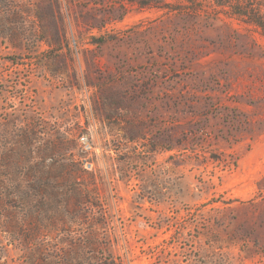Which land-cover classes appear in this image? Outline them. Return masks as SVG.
Masks as SVG:
<instances>
[{"label": "rangeland", "instance_id": "rangeland-1", "mask_svg": "<svg viewBox=\"0 0 264 264\" xmlns=\"http://www.w3.org/2000/svg\"><path fill=\"white\" fill-rule=\"evenodd\" d=\"M167 1L0 0V264H264V36Z\"/></svg>", "mask_w": 264, "mask_h": 264}, {"label": "trees", "instance_id": "trees-1", "mask_svg": "<svg viewBox=\"0 0 264 264\" xmlns=\"http://www.w3.org/2000/svg\"><path fill=\"white\" fill-rule=\"evenodd\" d=\"M131 2L138 3L141 7L149 8H173L172 4L167 0H130ZM190 5H193L194 11L201 9L202 5H199L201 0H186ZM234 2H236L234 4ZM215 7L220 9H230L231 16H236L238 18L244 19L249 24H252L260 29L262 35L264 36V10L263 6L255 4V0H212Z\"/></svg>", "mask_w": 264, "mask_h": 264}, {"label": "built area", "instance_id": "built-area-1", "mask_svg": "<svg viewBox=\"0 0 264 264\" xmlns=\"http://www.w3.org/2000/svg\"><path fill=\"white\" fill-rule=\"evenodd\" d=\"M79 140H80V144L84 150L89 151V150L93 149L87 135H85V134L81 135L79 137Z\"/></svg>", "mask_w": 264, "mask_h": 264}]
</instances>
